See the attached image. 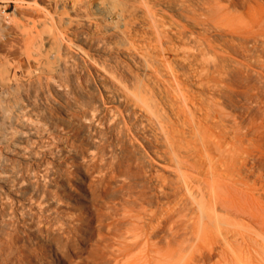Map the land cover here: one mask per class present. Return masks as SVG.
<instances>
[{"label": "rangeland", "instance_id": "374dc122", "mask_svg": "<svg viewBox=\"0 0 264 264\" xmlns=\"http://www.w3.org/2000/svg\"><path fill=\"white\" fill-rule=\"evenodd\" d=\"M51 1L37 0V4L47 6ZM62 1L56 9L44 10L41 28L32 29L33 34L12 38L11 30H4L10 25L0 27L4 71L0 103L9 106L17 100L33 105L35 100V117L48 135L35 145L40 153L37 160L18 158L15 148L2 139L5 125L0 108V175L23 181V196L18 200L0 183V264H161L166 239L171 237L166 220L179 207L175 204L181 199V179L165 169H149L133 154L140 151L151 158H167L169 151L141 134L139 121L124 103L119 110L134 147L123 138L120 141L107 126L92 145L84 110L95 106L96 94H103L91 88L96 74L83 72L65 46L78 43L77 35L83 31L91 39L82 46L87 57L99 61V41H105L101 46L107 43L117 48L123 45L122 33L133 39L147 38L145 6L165 29L174 23L191 33L202 46L204 59L214 64L202 76L203 86L181 80L194 96L191 110L196 122L213 135L211 141L227 145L228 165L260 188L264 183V0H185L189 9L181 13L156 7L160 0ZM30 2L34 0H0V11L17 13L19 24L25 25ZM210 5L221 7L219 19L206 10ZM50 17L54 26H47ZM58 29L62 36L57 35ZM167 36L172 46H180L172 33ZM37 42L44 51L56 48L54 55L60 60L51 59L56 63L52 76L68 98L55 86L36 97L34 87L20 79L21 72L28 76L25 55L35 50L32 45ZM163 57L182 70L172 53L165 51ZM15 80L21 88H16ZM182 139L191 148L187 156L195 158L194 149H201L199 141L194 135ZM45 162L49 176L42 177Z\"/></svg>", "mask_w": 264, "mask_h": 264}, {"label": "bare ground", "instance_id": "6f19581e", "mask_svg": "<svg viewBox=\"0 0 264 264\" xmlns=\"http://www.w3.org/2000/svg\"><path fill=\"white\" fill-rule=\"evenodd\" d=\"M58 2L59 0H52L46 3L47 6L38 5L37 0L30 2L28 8L31 12L25 25L19 24L17 13L5 14L0 11V27L10 25L9 29L4 27V30H11L12 38L29 34L32 29L37 30L38 25L43 22L44 10L56 9ZM155 6L175 13L189 9L185 0H160ZM203 7L201 4V8ZM145 8L142 12L147 18L148 37L133 39L122 33L123 45H118L117 48H111L107 43L106 46H101L99 43L103 41L104 44L105 41H99L98 45L96 44L98 53L101 54L99 61L87 57L88 53L86 54L82 46L91 39L88 40L89 36L81 34L83 31L76 37L78 43L72 42L73 45H69L65 42L68 46L64 44L65 49L70 51L69 55L71 53L72 58L80 62L83 72L93 71L96 74L97 82L91 84V88L102 93V98H106L105 101L96 94L95 106L84 110L88 137L95 147L101 129L107 126L120 141L123 138L125 143L134 147V140L128 138L130 132L119 110V106L124 103L139 121L141 134L153 137L169 151L167 158H151L140 151L136 152L137 150H134L136 154H133L142 159L143 161H139L149 169H165L181 179L178 185L181 199L175 204L179 207H176L171 215L168 213L166 220L167 232H170L167 235L171 237L168 239L166 236L168 246L161 264H264V183L260 188L256 184H249L239 172L228 165L227 145L220 140L211 141L213 135L209 130L202 131L191 110L194 96L181 81L190 79L197 86H203L202 76L207 75L214 64L204 59L203 48L191 33L181 30L174 23L168 30L165 29L150 14V8ZM206 10L211 11L217 19L222 13L219 5H210ZM48 20L51 21H47V26L55 25L52 17ZM39 27L41 28L40 25ZM62 32L58 29L56 33L62 36ZM169 33L174 35L180 46L171 45L167 36ZM34 44L32 49L35 47L36 51H28L25 55L28 61V76L24 77L21 72L20 79L34 87L36 97L37 94L55 86L68 98V93L52 76L56 64L54 62L60 60L54 55L57 53L56 48L54 52L44 51L41 46L43 44ZM165 51L174 55L182 70L175 69V64H169L167 58H164L166 55L163 57ZM32 57L34 63H30ZM184 67L188 72L183 70ZM3 72L0 67V78ZM12 73L14 78L15 72ZM32 74L36 75L34 79ZM15 86L21 88L16 80ZM36 104L35 100L33 105L17 100L9 106L0 103L5 125L2 139L15 148L14 155L29 162L38 159L40 153L34 150L35 145L43 143L48 136L46 128L35 117ZM187 135H194L201 144V149H194L195 158L190 159L187 156L191 148L182 139ZM115 150L119 151L120 147L117 146ZM43 166L42 177H47L48 162ZM0 183L17 197V200L22 198L23 181L11 180L8 174H4L0 175ZM45 183L42 182L43 189Z\"/></svg>", "mask_w": 264, "mask_h": 264}]
</instances>
